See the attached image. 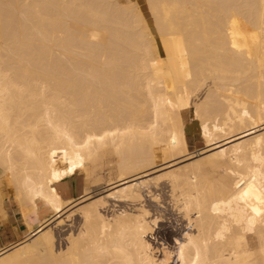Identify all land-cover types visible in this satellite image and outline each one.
<instances>
[{
    "label": "bare ground",
    "instance_id": "obj_1",
    "mask_svg": "<svg viewBox=\"0 0 264 264\" xmlns=\"http://www.w3.org/2000/svg\"><path fill=\"white\" fill-rule=\"evenodd\" d=\"M146 1L153 27L138 0H0V210L26 227L0 264H264V0ZM189 114L209 149L175 166ZM112 153L109 197L168 169L175 246L144 204L109 218L98 197L58 250L69 180Z\"/></svg>",
    "mask_w": 264,
    "mask_h": 264
},
{
    "label": "rangeland",
    "instance_id": "obj_2",
    "mask_svg": "<svg viewBox=\"0 0 264 264\" xmlns=\"http://www.w3.org/2000/svg\"><path fill=\"white\" fill-rule=\"evenodd\" d=\"M138 1L141 3L142 9L148 19V22L153 27V19L149 11L147 1L146 0H138ZM186 132H187L188 145H189L188 148L190 152L194 153V157H192L190 160L187 159L186 157H184L186 158L185 160H182L184 158L178 159L177 161H175L177 162L175 166L177 165L180 166L179 164L181 163H182L181 166L183 165L185 166V164H189L190 162H192V159L194 161L195 159L202 156L201 154H203L205 152V149L208 147L200 134L199 122L197 120L192 119L191 114L186 116ZM112 154L104 155L96 159L94 162H89V163L87 162L85 167L83 168V172L78 173L69 180L68 182L69 187L67 188V191H65L64 196L65 198L71 199L73 201L67 203V205L68 204L72 205L73 203H79V201L80 203L75 205L73 204V207L68 205L69 207L67 206L66 211L64 210L65 212H63L61 216L55 218L56 222H58L61 219L63 220L67 218V215L71 212V210L77 209L76 212H74V216H72L68 221L65 220L63 222L59 221L58 223L59 225H56L55 223H51L49 225V227H52V229L54 230V234L56 235L57 238L56 247L58 248V250L66 249L67 245L69 244L68 238L70 237V233L71 235L72 234L77 235L76 233H78L79 229L81 228L80 226L83 223V216L78 209L87 206L92 202H95L96 198L98 197L101 198L105 197L106 202H105V206L102 207V212L106 214L109 218H113V216H116V214L122 212L123 210H129L134 212L144 204L146 207L150 209V212H152L151 216L153 217L155 215H156L155 217L161 216L160 217V219H162L161 224L160 222H158L157 226H155L154 228V231L158 236L159 241L164 240L163 242L166 241L168 242L170 240L169 243H172V245L175 246V243L173 242L174 236L183 234L185 230L184 228L187 218L183 216L182 211L179 209L178 205L173 200L169 179H164L160 183H155L154 182L155 179H153V177L156 176L158 172L160 174L163 171L162 172L163 174L168 169H160L157 167V170L155 169L154 172L150 171L149 173L150 174L149 177L152 178V180L148 179L146 183L138 184V185H142L141 190H143L145 194L142 201L121 200L122 198L120 197L122 196L120 192L118 194H115V197H109V191L110 192L113 191L112 190L113 188L110 190V188L113 186L110 185L111 179L113 180L112 182H118L119 180V174H118L119 171H117L118 169L116 166L118 165L117 163L118 161L116 160L117 157L116 155L114 154L112 155ZM159 174H157V176H159ZM86 183L88 187L91 188L90 189L91 191L89 190V192H91V198H90L92 199L91 202H88L90 200L89 198H87L88 200L87 199L83 200L84 198L82 199L81 197L86 193V189H85ZM116 188H118L119 191L123 188L125 190V186L115 187L114 190ZM146 188L152 190V192L150 193L151 195L147 193ZM154 194L158 196L157 200L154 198L155 196ZM152 195L154 196L151 197ZM99 199H97V201ZM85 201L87 202L86 204ZM7 202L10 207H13L15 210H17L15 222L12 225L15 226L17 224L21 228H23L26 232L24 217L22 213L19 211V208L12 200H7ZM81 202L84 204V206H81L82 204ZM77 205L78 206L80 205L81 207H78ZM24 235L25 234L21 235V237H23ZM20 242L21 241L17 240L15 243L8 245L9 249H13L17 247Z\"/></svg>",
    "mask_w": 264,
    "mask_h": 264
},
{
    "label": "crops",
    "instance_id": "obj_3",
    "mask_svg": "<svg viewBox=\"0 0 264 264\" xmlns=\"http://www.w3.org/2000/svg\"><path fill=\"white\" fill-rule=\"evenodd\" d=\"M4 210L5 212L0 210V247L15 243L25 233L19 225H12L15 222L17 210L10 207L7 201L4 203Z\"/></svg>",
    "mask_w": 264,
    "mask_h": 264
}]
</instances>
